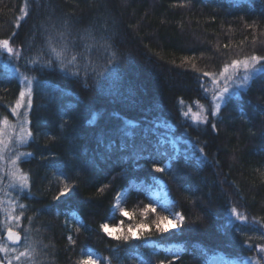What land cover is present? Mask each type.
<instances>
[{
  "label": "trees",
  "instance_id": "trees-1",
  "mask_svg": "<svg viewBox=\"0 0 264 264\" xmlns=\"http://www.w3.org/2000/svg\"><path fill=\"white\" fill-rule=\"evenodd\" d=\"M36 4L0 0V40L15 32V47L34 38L39 44L36 34L53 25L103 31L112 36L120 62L112 75L84 88L58 62L55 72H26L25 61L0 49V120L15 119L11 108L21 74L34 78L25 128L35 137L14 144L8 161H0V244L13 248L2 237L12 226L22 237L15 247L28 246L29 264H81L87 250L98 254L95 264H206L215 254L264 264V71L232 91L215 116L209 115L214 84L203 76L208 71L217 79L234 59L264 56V0H40L39 10ZM22 8L29 15L17 29ZM86 43L77 54L94 58ZM197 107L199 119L189 114ZM134 151L141 159H124ZM26 153L33 155H21ZM17 156L13 177L7 165ZM152 162L165 173H154ZM21 173L29 176L31 195L19 190ZM152 174L164 181L169 202L157 203L132 188L124 199L132 218L111 216L113 200L130 177L146 181ZM65 183L69 195L55 200ZM19 204L25 209L17 225L8 217L20 214ZM146 205L157 211L145 216ZM232 208L247 221L237 220ZM176 212L185 216L184 225L158 233L156 216ZM101 223L124 229L148 223L150 230L123 241L109 237ZM148 241L162 248L154 251ZM169 245L173 251L166 252Z\"/></svg>",
  "mask_w": 264,
  "mask_h": 264
},
{
  "label": "snow or ice",
  "instance_id": "snow-or-ice-1",
  "mask_svg": "<svg viewBox=\"0 0 264 264\" xmlns=\"http://www.w3.org/2000/svg\"><path fill=\"white\" fill-rule=\"evenodd\" d=\"M37 9L41 8L40 0H37L36 4ZM20 17L17 18L16 28L19 29L20 22H26L25 17L29 15L27 8H22ZM55 33V35H53ZM17 33H13L15 37ZM40 42L36 43L35 38L32 44H25L21 42V47H15V39L10 37L8 39L0 40V49H2L6 54H8L15 61H25L24 67L25 71H34L37 73H46L49 70L55 72L57 62L60 66V71L66 74H70L72 77L76 78V82L82 83L84 88L89 87V80L93 84H98L101 79L112 75V69L115 64L120 62V56L115 50L116 45L113 41L111 35L105 34L103 31L99 35L91 30H86L84 33L80 32H71L68 31V26L65 25L63 29H57L55 25L52 26L51 30L45 28L42 32L36 34ZM87 41L86 44H83L84 50L87 53L94 52V58L90 56H83L77 54L78 49L80 48L83 42ZM227 47V45L225 46ZM35 53L33 58L32 53ZM54 54V58H53ZM187 59V58H186ZM29 65L33 67L29 68ZM260 65V67H257ZM243 68L244 75L239 76V69ZM264 71V56L251 55L248 58L243 60L234 59L230 64H225L223 70L219 72V77L225 81V84L222 89L219 90V94L213 93L212 96V109L209 112V115L215 116L221 109L222 103H227L230 98V88L229 83L240 87L242 83L248 82L252 77L253 72ZM204 77H210L213 84H219L220 80L216 79V76L208 71L203 73ZM22 82L26 81L27 90L21 88L18 94V99L15 102V105L11 108V115L18 117L20 120V136L18 143H27L28 139H35L33 132L24 127L25 124H28L30 121L28 119L29 113L33 108L32 92H33V79L27 78L23 73L21 74ZM241 81V83H237ZM47 95V93H45ZM185 116L188 115L187 112L184 113ZM204 123H209L207 117L203 120ZM90 124L95 123V116L92 120L89 121ZM0 124L8 125L9 120L7 115L4 116L3 120H0ZM66 122L61 123V128L65 127ZM210 127L212 130L217 129L215 123H211ZM5 135L3 129H0V161L5 159L4 151L8 147V144L4 141L3 136ZM103 141L101 140V143ZM115 146L114 142L107 145V149L111 152L112 148ZM131 147V145H128ZM125 146L121 145L120 150L124 151ZM142 149L141 151H144ZM201 155H204L205 149L203 147L199 148ZM31 157L33 153L21 154ZM141 159V154L134 151L131 154V157H124V159ZM207 159V157H204ZM20 159V156H17L15 159L11 160V164L16 167L17 161ZM105 157L101 156V160H104ZM16 171H19V168H16ZM152 171L154 173H165V168L159 166L156 162H152ZM67 179V177H65ZM32 184L29 181V176L21 173L19 176V190L25 195H31L30 188ZM71 191V188L68 183L63 184L62 187L58 189V195L54 196L55 200H60L62 197H67ZM20 214L15 216H9L8 219L15 220L17 225L19 224L21 216L25 209L24 204H19ZM156 208L151 205H146L144 207L143 213L146 216L147 213H155ZM233 215L236 219L242 222L247 221V217L237 213L235 208L231 209ZM121 215L132 218V213L127 211H122ZM185 216L179 212L172 213L171 215H157L155 220L152 221V225L155 227L156 231L160 234H166L171 230L180 229L185 222ZM31 222V221H29ZM171 225V229L167 227ZM100 229L105 232L109 237L113 236V232H122V225L120 228H117L109 223H101ZM145 229L150 230V225L148 223H140L135 228L129 227L127 232H124L121 235H116L114 239L128 241L130 239L136 238V232L141 234ZM79 231V228L77 229ZM7 240L11 241L12 244L18 245L21 241V235L17 231H13L12 226L7 227L6 232ZM264 238V237H262ZM27 239V237H25ZM68 240L71 243H75L71 236L68 237ZM251 247V245H249ZM9 250L15 253L13 258H8L7 264H13V259L17 264H29V261L32 259L31 254L28 250V246L24 245L23 250L17 247L9 249L6 245L0 244V252L7 253ZM260 252H264V248L259 249ZM0 264H4L3 260H0ZM81 264H95L92 259L91 254H86L81 261ZM161 264H164L161 261ZM258 264V262H257Z\"/></svg>",
  "mask_w": 264,
  "mask_h": 264
},
{
  "label": "rangeland",
  "instance_id": "rangeland-1",
  "mask_svg": "<svg viewBox=\"0 0 264 264\" xmlns=\"http://www.w3.org/2000/svg\"><path fill=\"white\" fill-rule=\"evenodd\" d=\"M243 59H245V58H243ZM243 59H239V60H243ZM244 74L245 73L243 71V68L239 69V76L241 77V81H242V77H243ZM217 79L220 80V83L219 84H214L213 93H216L218 95L219 94V90L223 88V86L225 84V81H223V79L221 77H219V75H218ZM241 81H237V83H241ZM22 84H23L22 88L27 90L26 81L22 82ZM243 84L244 83H242V85L240 87H242ZM240 87H236L235 85L229 83L230 93L232 91L236 90V88H240ZM200 109H202V108L201 107H197V110H191L189 112L190 116L192 118L199 119L198 114L200 113ZM14 118L15 119H14V121L12 123H9L6 126L5 125H1L0 126V129H3V131L5 133V135L3 136V139L8 144V147L5 149V152L7 153V151H8V153H7V156L4 159V160L7 159V161H8V155L12 154V147H15L14 144H20V143L17 142L18 139H19V136H20V120H19L18 117H14ZM24 127H25V125H24ZM7 167L9 169V171L11 170L14 173V174L11 173V175L13 177H16L15 169H14V166L11 164V160L9 161V164L7 165ZM152 181H153V183L155 185L151 186L150 184L145 183V180L143 178L135 179L133 176L130 178V183L132 184V186H134V185L137 186L138 189L143 191L151 199L158 200L161 203H168L169 202V198H168V195L166 193V189H165L163 183L160 180H158L157 178H152ZM118 195H120L121 197H118ZM125 196H126V191L125 190L117 193V195L115 196V198L113 200L112 206H111V216L113 215V217H114V215L115 216L121 215L122 211H127L126 208H125V205H124ZM1 212H5L6 213V210L2 209ZM171 214L172 213H170L169 215H171ZM121 216H123V215H121ZM123 217L129 218V217H126V216H123ZM110 225H112V224H110ZM113 226H115L117 228H120L121 224L113 225ZM136 226L137 225L130 224V225H127V227L124 229V227L122 225V232L114 231L112 237H115L116 235H121L124 232H127V229L129 227L135 228ZM167 227H169L171 229L172 226L171 225H167ZM135 235L138 236L139 232H136ZM21 240H22V237H21ZM5 242L8 244V242L6 240H5ZM20 243H21V241H20ZM151 244H153V243H151ZM18 245H12V246L15 247V246H18ZM9 246H11V245L9 244ZM150 248L155 251V250L160 249L162 247L160 245L156 244V247L152 246ZM164 249L168 250V247H165ZM7 254L3 253V252H0V260H3L4 264H7L8 258H13L15 256V253L11 252V250H9L7 252ZM86 254H91L93 261L95 263L97 262V254H95V252H93L91 250H87V251L84 252L83 256H85ZM208 263L209 264H240V263H238V262H236L234 260H229V259H227V258H225V257H223L221 255H218V254L211 256L209 258V260H208ZM13 264H17V262L14 259H13Z\"/></svg>",
  "mask_w": 264,
  "mask_h": 264
},
{
  "label": "bare ground",
  "instance_id": "bare-ground-1",
  "mask_svg": "<svg viewBox=\"0 0 264 264\" xmlns=\"http://www.w3.org/2000/svg\"><path fill=\"white\" fill-rule=\"evenodd\" d=\"M21 81H22V78L20 79ZM22 87H23V84H22ZM131 178V177H130ZM152 178H157L158 180H160L162 183H163V185H164V187H165V183H164V181L162 180V178L160 177V176H156V175H151V176H149V179L148 180H146L145 181V183H147V184H150L151 186L152 185H155L154 183H153V181H152ZM135 189V190H137V191H139V192H142L140 189H138V187L137 186H132V184L130 183V179H129V183H128V185H126L125 187H123V188H121V190L119 191V192H121V191H123V190H125L126 191V193H127V190H129V189ZM166 189V188H165ZM118 192V193H119ZM147 196V195H146ZM118 197H121L120 195H118ZM147 198H150V197H148L147 196ZM153 201H155V202H157V203H161V202H159L158 200H154V199H152ZM162 204V203H161ZM7 231V230H6ZM13 231H17V230H15V229H13ZM5 232V231H4ZM18 232V231H17ZM4 234V233H3ZM2 237H3V235H2ZM4 240H6V239H4ZM7 241V240H6ZM151 241H148L147 242V246L148 247H152V242L150 243ZM12 246V245H11ZM166 247H168V250H166V252H170V251H173L172 250V246L171 245H169V246H166ZM170 250V251H169ZM92 251V250H91ZM94 252V251H93ZM96 254V253H95ZM216 255V254H215ZM218 255H220V254H218ZM213 256V255H212ZM222 256V255H221ZM211 257V256H210ZM209 257V258H210ZM224 257V256H223ZM83 258H84V256H83V254H82V260H83ZM139 258H140V256H139ZM209 258L207 259V263L206 264H209L208 263V260H209ZM97 261H98V254H97ZM236 262H238V261H236ZM239 263V262H238ZM250 263L251 264H255L254 262H252V261H250ZM241 264V263H240Z\"/></svg>",
  "mask_w": 264,
  "mask_h": 264
},
{
  "label": "water",
  "instance_id": "water-1",
  "mask_svg": "<svg viewBox=\"0 0 264 264\" xmlns=\"http://www.w3.org/2000/svg\"><path fill=\"white\" fill-rule=\"evenodd\" d=\"M6 232H7V231L4 232V234H3V238L7 240ZM7 242H8V244H10V245H14V244H12V242L9 241V240H7Z\"/></svg>",
  "mask_w": 264,
  "mask_h": 264
}]
</instances>
